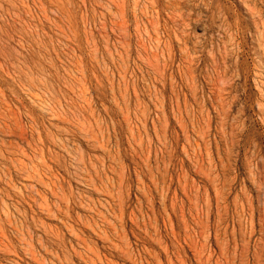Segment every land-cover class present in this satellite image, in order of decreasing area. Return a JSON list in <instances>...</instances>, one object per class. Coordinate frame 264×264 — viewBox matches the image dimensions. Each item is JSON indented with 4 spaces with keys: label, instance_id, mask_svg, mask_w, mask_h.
Wrapping results in <instances>:
<instances>
[{
    "label": "rangeland",
    "instance_id": "374dc122",
    "mask_svg": "<svg viewBox=\"0 0 264 264\" xmlns=\"http://www.w3.org/2000/svg\"><path fill=\"white\" fill-rule=\"evenodd\" d=\"M0 264H264V0H0Z\"/></svg>",
    "mask_w": 264,
    "mask_h": 264
},
{
    "label": "bare ground",
    "instance_id": "6f19581e",
    "mask_svg": "<svg viewBox=\"0 0 264 264\" xmlns=\"http://www.w3.org/2000/svg\"><path fill=\"white\" fill-rule=\"evenodd\" d=\"M124 3V2H123ZM124 78V77H123Z\"/></svg>",
    "mask_w": 264,
    "mask_h": 264
}]
</instances>
